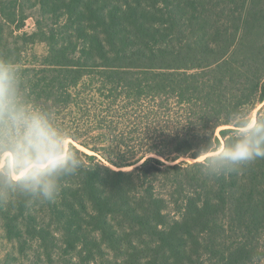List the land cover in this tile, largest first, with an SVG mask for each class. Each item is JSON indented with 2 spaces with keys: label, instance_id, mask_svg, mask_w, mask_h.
<instances>
[{
  "label": "trees",
  "instance_id": "obj_1",
  "mask_svg": "<svg viewBox=\"0 0 264 264\" xmlns=\"http://www.w3.org/2000/svg\"><path fill=\"white\" fill-rule=\"evenodd\" d=\"M1 2L2 22L20 30L17 9ZM41 7L44 19L53 16L58 26L62 19L66 23L36 34L49 47L37 75L52 72L54 77L33 90V110L0 117V155L14 154L17 173L36 160L35 153L25 160L17 150L24 119L39 115L56 134L61 132L60 121L73 105L71 90L99 60L108 61L110 69L116 59L135 61L113 70L171 74L158 90L188 105L189 120L195 122L181 135L177 126L174 148L164 142L157 155L165 162L217 153L221 137L227 151L246 136H264V128L239 133L248 124L247 118L240 119L247 108L264 102V0H42ZM80 46L83 59L75 56ZM24 48L18 41H2L0 63L17 65ZM179 58V68L164 66ZM246 59L248 69L241 70L245 83L234 90L236 65ZM248 85V96L232 101L233 92L238 96ZM258 126H264V117ZM223 127L231 128L217 136ZM68 154L83 163L56 174L52 200L0 173V233L14 249L10 255H26L35 247L34 264H52L55 254L83 255L91 262L95 255L111 253L129 255L128 264H264L259 244L264 238V158L227 163L218 155L174 166L150 158L124 171L145 155L124 165L109 158L116 170L73 145Z\"/></svg>",
  "mask_w": 264,
  "mask_h": 264
},
{
  "label": "rangeland",
  "instance_id": "obj_2",
  "mask_svg": "<svg viewBox=\"0 0 264 264\" xmlns=\"http://www.w3.org/2000/svg\"><path fill=\"white\" fill-rule=\"evenodd\" d=\"M1 1L7 2L9 5L12 4L17 9L19 20L17 25L21 24L22 27L20 30H16L15 26L6 25L2 22L0 14V44L2 41L8 40V42L18 41L20 46H25L17 65L6 66L0 63V73H3L10 80V87L0 97V117L2 118L8 115L7 112L9 111L15 112L26 109V112L29 113L33 110L34 104L31 100L33 90L38 89V85L40 88L45 87L48 83L47 80L54 77L52 72L45 75V77L37 75V72L43 68L42 64L47 60L49 47L43 39H38L36 34L38 35L41 30L45 32L50 27L55 29L62 27L66 21L62 19L61 24L58 26V21L53 16L44 19L41 11L42 0H0V3H2ZM1 29H4L3 35ZM12 32L14 33L13 37L10 35ZM24 35H26V38L18 40V36L23 37ZM76 43L81 45L82 41L76 40ZM81 47H79L75 56L83 59L85 56ZM240 55L241 53L235 57L238 59ZM179 60L181 58L169 59L164 66L167 65L177 69L180 66ZM133 61L131 59H116L110 69L108 68V61L99 60L98 66L94 70L83 74L78 86L71 90L73 105L65 111L64 119L60 121L62 130L56 134V136L65 138L63 140L64 151L69 153L73 145L89 156L98 157L100 161L116 170L118 168L110 163L109 158L117 161L120 165H124L138 159L140 161L142 155H145L137 166L123 168L124 171H132L142 166L150 158L174 166L182 162L189 164L201 163L206 160L205 157L218 156L225 152L224 139H222L220 131L231 127L218 129L217 136L221 137L222 145L217 153L203 155L197 160L193 159L192 156H188L187 159L182 158L175 162H165V157L157 155L164 150V142L170 144V149L174 148V136L178 131L177 126H181L177 133L181 135L182 129L186 127L184 132H187L189 124L195 121L189 120L188 105L182 107L178 99L161 94L162 90H158L167 80L166 75H171L167 71H149L142 68L129 71L113 70V68L125 66ZM245 63H247V59L244 63L236 65V74L232 78L234 90L236 84L238 86L245 83L244 70L241 72L243 68L248 69ZM172 73L178 72L172 71ZM187 73L191 75L196 72L189 71ZM117 76L121 79L117 80ZM241 87L242 90L238 92V96L236 95L237 92H233L232 101H235V103L241 100L240 97H247L251 92L250 85H248V89ZM224 88L226 92L230 89L226 86ZM24 96H26V99H24ZM22 104L24 105L22 106ZM245 114L240 119L247 118L248 124L246 127L240 128L239 133H248L258 126L259 118L264 117V102L262 104L257 103L254 106L251 105L250 108H247ZM184 116L187 117L184 118ZM26 119L28 118L24 120ZM7 121L14 122V119L6 117ZM53 125L54 129L57 130L56 123ZM54 132L56 133V131ZM118 143H122L126 148L119 146ZM95 150H98L100 154L94 152ZM153 150H156L157 153H148ZM16 164L15 156L11 152L0 155V173L12 177L18 175ZM259 244L264 250V238L259 241ZM12 250H14L13 247L2 240L0 233V264H34L38 259L35 247L28 251L26 255H20L19 253L10 255ZM93 257L95 258L90 262L88 257L83 255L74 254L72 258H60L58 254H55L52 264L131 263L130 256L127 254L111 253ZM149 258L143 262L147 263ZM10 259L13 261H9ZM42 260L44 262L43 258Z\"/></svg>",
  "mask_w": 264,
  "mask_h": 264
},
{
  "label": "clouds",
  "instance_id": "obj_3",
  "mask_svg": "<svg viewBox=\"0 0 264 264\" xmlns=\"http://www.w3.org/2000/svg\"><path fill=\"white\" fill-rule=\"evenodd\" d=\"M9 87L10 80L0 73V97ZM24 125L23 138L17 143V150L25 160L30 153H35L36 160L13 178L23 180L26 189L41 192L45 198L52 200L57 193L56 174L61 171H72L83 161L64 151V141L56 136L43 117L34 115L24 120ZM262 128L264 126H256L254 132L260 133ZM257 158H264V136L255 134L246 136L233 148L220 155V159L227 163L249 162Z\"/></svg>",
  "mask_w": 264,
  "mask_h": 264
}]
</instances>
